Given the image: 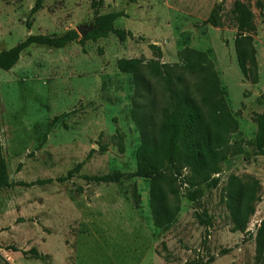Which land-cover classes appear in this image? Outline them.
<instances>
[{
  "label": "rangeland",
  "instance_id": "374dc122",
  "mask_svg": "<svg viewBox=\"0 0 264 264\" xmlns=\"http://www.w3.org/2000/svg\"><path fill=\"white\" fill-rule=\"evenodd\" d=\"M36 1L0 0V52L109 13L131 36L81 42L86 34L76 32L65 47L32 45L0 70V143L13 183L0 189V264H264V151L253 146L264 114V11L256 6L264 0H39L31 14ZM234 1L254 16L256 84L237 64ZM214 8L218 26L207 22ZM119 59L140 66L122 74ZM211 76L222 92L214 100L235 122L225 159L199 186L186 183L189 168L157 184L161 210L172 214L158 226L150 181L132 176L135 151L174 100L170 77L196 98L198 87L213 92ZM212 110L203 115L215 133ZM107 174L124 177L106 185L81 178Z\"/></svg>",
  "mask_w": 264,
  "mask_h": 264
},
{
  "label": "trees",
  "instance_id": "16d2710c",
  "mask_svg": "<svg viewBox=\"0 0 264 264\" xmlns=\"http://www.w3.org/2000/svg\"><path fill=\"white\" fill-rule=\"evenodd\" d=\"M256 6L264 11V1H258ZM39 8L40 1L37 0L30 13H34ZM216 11L217 8H214L207 19V22L213 26L219 25ZM231 13L237 31L234 44L239 70L245 79L251 76L250 81L252 84H256L258 66L253 39L256 33L254 16L250 7L240 1L233 2ZM117 17V14L112 13L97 16L91 26V31L82 37L81 42L96 41L108 34H113L120 40L130 37L129 32L114 27ZM26 27H30L29 22L26 23ZM76 39L77 33L74 30L67 31L61 36L29 35L14 47L0 52V70L9 71L18 62L21 53L32 45L60 49ZM139 66L140 61L137 59L116 61V67L122 74L135 73ZM211 78L213 92L209 94L205 88L198 87L195 89V94L199 96L195 98L189 93V88H178L175 85L179 82H174V79L170 77L167 87L168 90L174 92V100L162 110L157 133L141 135L140 144L135 151L137 170L132 176L150 181V209L154 222L158 226L168 223L172 214L166 212L165 209V211L161 210L162 200L156 191L157 184H162L166 179L172 180L171 171H174L176 176H180L183 168H189L192 175L185 179L186 183L191 187L199 186L206 183L211 175L218 173V164L225 159L220 150L226 143L227 134L234 131L235 122L230 121L227 112L223 110L222 100H214L215 96L222 95V92L219 90L218 81L216 80L215 83L212 76ZM203 107L213 109L211 113L213 114L215 133L211 131L204 118ZM218 111L222 113L218 115ZM256 122L258 127L253 139V146L256 153L261 154L264 151V114L256 115ZM79 168L80 166L75 167L68 171L66 176L59 177L56 181H67L79 172ZM123 177V175L110 174L81 176L85 181L105 185L119 184ZM51 182L52 180L49 179L41 183ZM11 185L13 183L8 179L0 143V189ZM134 203L136 205L138 203L136 196H134ZM159 216L162 217V221L159 220Z\"/></svg>",
  "mask_w": 264,
  "mask_h": 264
},
{
  "label": "water",
  "instance_id": "95a60500",
  "mask_svg": "<svg viewBox=\"0 0 264 264\" xmlns=\"http://www.w3.org/2000/svg\"><path fill=\"white\" fill-rule=\"evenodd\" d=\"M91 27H85V26H79L76 28V32L80 35V36H84L85 34H87L88 32L91 31Z\"/></svg>",
  "mask_w": 264,
  "mask_h": 264
},
{
  "label": "crops",
  "instance_id": "0c3cea01",
  "mask_svg": "<svg viewBox=\"0 0 264 264\" xmlns=\"http://www.w3.org/2000/svg\"><path fill=\"white\" fill-rule=\"evenodd\" d=\"M259 31L260 29L257 30V35L256 37L259 39L260 36H259ZM255 50H256V60H257V66H258V73H259V70H260V54H259V51H257L256 47H255ZM260 85V84H257V86Z\"/></svg>",
  "mask_w": 264,
  "mask_h": 264
}]
</instances>
